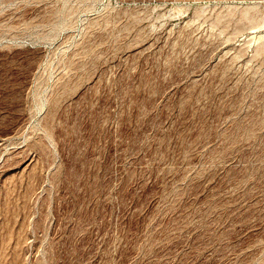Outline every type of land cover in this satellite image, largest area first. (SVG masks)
Returning a JSON list of instances; mask_svg holds the SVG:
<instances>
[{"label": "rangeland", "instance_id": "1", "mask_svg": "<svg viewBox=\"0 0 264 264\" xmlns=\"http://www.w3.org/2000/svg\"><path fill=\"white\" fill-rule=\"evenodd\" d=\"M0 264H264V0H0Z\"/></svg>", "mask_w": 264, "mask_h": 264}]
</instances>
